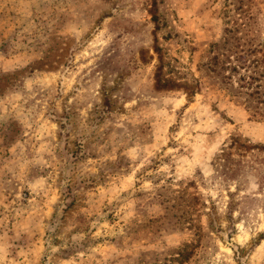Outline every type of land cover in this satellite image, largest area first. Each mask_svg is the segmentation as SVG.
<instances>
[{"label": "rangeland", "instance_id": "rangeland-1", "mask_svg": "<svg viewBox=\"0 0 264 264\" xmlns=\"http://www.w3.org/2000/svg\"><path fill=\"white\" fill-rule=\"evenodd\" d=\"M247 13L0 0V264H264V117L209 67Z\"/></svg>", "mask_w": 264, "mask_h": 264}, {"label": "trees", "instance_id": "trees-1", "mask_svg": "<svg viewBox=\"0 0 264 264\" xmlns=\"http://www.w3.org/2000/svg\"><path fill=\"white\" fill-rule=\"evenodd\" d=\"M230 3L224 11L231 16ZM233 21L222 42L211 45L210 70L221 75L224 91L240 100L264 117V35L259 32L258 16L246 14L245 18ZM261 22V21H260ZM248 27L242 33L241 27Z\"/></svg>", "mask_w": 264, "mask_h": 264}]
</instances>
